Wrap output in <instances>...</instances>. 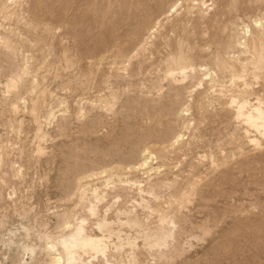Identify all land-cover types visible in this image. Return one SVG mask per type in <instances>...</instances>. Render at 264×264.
<instances>
[{"label": "rangeland", "instance_id": "obj_1", "mask_svg": "<svg viewBox=\"0 0 264 264\" xmlns=\"http://www.w3.org/2000/svg\"><path fill=\"white\" fill-rule=\"evenodd\" d=\"M255 97L264 107V0H0V264L46 263L47 234L63 213L87 219L95 188L99 208L117 194L131 207L119 177L165 185L163 208L191 190L149 264H264V135L231 108ZM145 149L153 169L127 172Z\"/></svg>", "mask_w": 264, "mask_h": 264}, {"label": "bare ground", "instance_id": "obj_2", "mask_svg": "<svg viewBox=\"0 0 264 264\" xmlns=\"http://www.w3.org/2000/svg\"><path fill=\"white\" fill-rule=\"evenodd\" d=\"M259 22L260 18L254 19L255 24ZM240 30L241 34L247 33L249 26L242 22ZM242 37L239 36L236 41L238 46L241 45ZM240 53L242 52L239 51ZM186 69V66H183L178 69V73L183 75L187 72ZM190 70L191 74L193 71L195 72L194 67L188 71ZM198 70L204 76L210 73L211 68L200 64ZM176 72L171 71L168 74L174 82L173 74ZM179 74L177 75L179 76ZM181 77L184 78V76ZM19 84L20 80L9 79L5 83V89L13 91L18 88ZM232 103L231 108L235 115L246 122L245 128H252L256 133L264 135V107H262L259 98L232 100ZM12 109L17 113L16 104L12 106ZM54 114L55 112L50 108L46 116L53 117ZM246 138L259 144L255 135H246ZM180 139L181 134H175L174 143ZM151 158L150 151L145 149L138 162L123 168L127 172L136 169H151ZM160 167L161 165H157L154 168ZM111 169L103 168L98 174L105 175L104 187L115 188ZM93 175H95L93 172L89 173L82 179ZM116 175L118 176V174ZM117 181L120 183L123 193L128 194V201L132 203L131 207L125 205L124 202L119 203L121 195L117 194L115 199L113 197L112 202L109 201L110 203L107 202V205L99 208V202L106 198L107 193L103 190L99 193L96 188L93 189L90 192V197H87V219L78 217L71 222L69 216L63 213L59 219L61 224L58 226V231L50 236L49 233L47 234L48 237L45 239L42 249L44 256L47 257L44 264H149L150 261H155L156 258H161L160 256L168 252L177 232L173 213L188 200L191 194L190 188L180 197H174V201L170 203L171 206L163 208L158 201L159 190L161 191V187L165 185L157 186L158 188L148 187L142 180H130L127 177H119ZM78 185L83 187L80 193L81 197L86 196L85 192L89 189L84 188L85 183ZM89 217L93 220L90 224Z\"/></svg>", "mask_w": 264, "mask_h": 264}]
</instances>
